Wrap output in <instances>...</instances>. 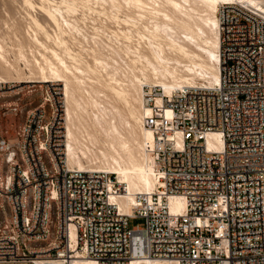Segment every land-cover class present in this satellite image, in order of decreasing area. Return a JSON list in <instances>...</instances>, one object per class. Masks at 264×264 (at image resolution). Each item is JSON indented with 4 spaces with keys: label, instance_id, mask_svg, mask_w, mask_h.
Returning a JSON list of instances; mask_svg holds the SVG:
<instances>
[{
    "label": "built area",
    "instance_id": "obj_1",
    "mask_svg": "<svg viewBox=\"0 0 264 264\" xmlns=\"http://www.w3.org/2000/svg\"><path fill=\"white\" fill-rule=\"evenodd\" d=\"M217 12L220 83L144 86L156 187L135 194L132 212L115 200L125 185L114 173L70 165L57 105L31 109L14 138L0 129V262L264 264V10L233 1Z\"/></svg>",
    "mask_w": 264,
    "mask_h": 264
},
{
    "label": "bare ground",
    "instance_id": "obj_2",
    "mask_svg": "<svg viewBox=\"0 0 264 264\" xmlns=\"http://www.w3.org/2000/svg\"><path fill=\"white\" fill-rule=\"evenodd\" d=\"M24 1L31 8H40L43 11L47 22L55 25L56 44L64 46L65 51L75 61H81L80 64L70 63L58 49L52 47L51 52L54 59L45 56L44 63L38 59L35 64L42 74V79L39 77L41 80L38 81L53 82V84L64 82V94L68 102L75 103V105L70 103L67 105L65 149L67 160L71 166L81 169L108 168V172L116 174L118 181L125 185V191L116 196L115 200L125 212H132L136 193L152 192L156 187L154 159L147 151V148L153 143L154 132L151 128L143 125L144 117L151 113L150 107L146 105L144 85H158L166 93L171 94L184 86L197 84L200 78L210 84L220 83L222 55L221 23L217 12L219 5L244 1L264 10V0H102L111 2L115 6L126 1L131 9L132 7L137 9V20L146 23L138 28L139 37L144 39V44L139 42L140 44L136 46L128 44L125 47V53L128 54V65H125L131 75L123 74V76L125 75L123 77L119 75L121 73L119 67L116 66L120 63L117 62L116 65H113L109 61L110 57L114 61L116 60L115 57H112L114 53V56L116 54L118 56L120 53L117 49L112 48V45L109 47L110 51L108 46L106 47L109 44L103 46L108 50L105 52L106 54L103 52L105 49L102 44L100 48H98L99 46L95 48V46L90 51L95 65L91 64L82 52H75L70 48L69 38L67 39L66 36L71 35L73 38L75 34L73 32L80 31V29L75 22L77 20H73L68 14L74 10L75 4L80 0H63L61 4L54 0ZM32 21L34 23L32 26L34 27L32 29L33 39L46 45V42L44 43L38 34V30H43L48 37L51 36L44 20L33 15ZM128 28L127 31L124 29L123 33L126 37L131 38L132 31ZM84 50L88 49L84 48ZM0 66L6 73L13 71L20 73V68L6 57L2 44H0ZM95 67L97 70L101 68L102 75L106 79L104 85L111 90L110 94L112 93L114 98L123 101L125 104L123 107L115 104L103 105V103L97 105L98 99L93 98L96 94L95 88L87 81V78L92 77L89 72ZM7 78L5 75L0 76V90L3 89L2 86L5 83H9ZM26 82L32 83L37 80H20L17 86ZM81 91L89 93L88 95H91L93 99L91 100L92 104L94 102L96 105L84 104L87 99L84 101L82 93H79ZM104 95L106 94L104 93ZM59 124L61 131L58 141L60 145H63L65 140L63 139L61 121ZM216 136L215 133L211 134L212 138ZM209 141L212 143L211 139ZM99 153L104 157L102 163L92 165L90 163L92 157L90 160L87 159L88 164L84 161L85 157L90 158L89 154L98 155ZM184 205L185 202L181 196L175 195L170 198L172 211L181 213ZM39 264H63V261L59 259L45 260L40 261ZM69 264L98 263L93 258L78 255ZM132 264L173 263L166 259H135Z\"/></svg>",
    "mask_w": 264,
    "mask_h": 264
},
{
    "label": "rangeland",
    "instance_id": "obj_3",
    "mask_svg": "<svg viewBox=\"0 0 264 264\" xmlns=\"http://www.w3.org/2000/svg\"><path fill=\"white\" fill-rule=\"evenodd\" d=\"M54 1L61 4L63 0H54ZM122 2H121L122 4L119 3L120 5L118 4L115 6L112 5L111 2L110 3L108 1L104 2L102 0L78 1L77 4H75L74 10L70 11L68 15L73 20H77L75 22L78 25L80 31L76 30L75 32H73V34L75 33L74 34L75 39L74 37L72 38L71 35L66 36L67 39L69 38L68 42L70 48L75 52H79V53L82 52L83 55L86 56L87 60H89V62L93 65H95V62L91 56L92 53L90 51H92V49L95 46H96L95 48H97L98 46H99L98 48H100L101 44L102 47L106 44H109L106 45V47L108 46L107 48L110 51L109 47L112 45V48L117 49L118 52L120 51L119 53L120 55L118 54L117 56L116 54V56H114L115 55L114 53L112 57H115L116 60L114 61L110 57L109 61L113 65H116L115 63L117 62L120 63L119 64L120 66L118 64L116 65L119 67L120 70L119 72L121 73L119 74L120 76H123V74L131 75L127 67L128 54L125 53L126 52L125 47H127L128 44L131 46H136L140 44L139 42L144 44L145 42L144 39H141V37H139L138 28H141L142 25L146 24L143 21L137 20L138 12L136 11L137 9L135 7H132L131 9V7H129L130 5L126 1H122ZM62 6L65 7V5L63 4ZM33 15H37L40 19L44 20L43 22L45 23L46 28L48 27L47 29L51 34L50 37H48L43 30H38L39 37L41 38V40L43 39L44 43L46 42V45L45 44L42 45L33 39L32 36L33 33L32 29L34 28L32 27L34 25L32 21ZM44 16L45 15L43 14V11H41L40 8H31L29 5L25 3L24 0H0V44H2L4 47L6 57L16 66H18V68H20V73L13 71L11 72L12 73L11 74V73H6L4 71V68L0 66V74H1L0 76L5 75L6 77H8L7 79L9 80V83L7 84L5 83L2 86L3 89L0 90V129L4 134L10 136L11 138H14L17 127L26 120L27 114L31 109H34L38 105H57L58 119L59 121H61L63 126V133H64L63 139L65 140L63 146L66 149L67 105H69L70 102H68L67 97L64 94L65 93L64 82H57L53 84V82L38 81L42 79L41 77L42 74L41 72H39L38 67L35 66V64L38 59H40V61L44 63L43 59L45 56L54 59L52 58L53 57L51 52L52 47L58 49L59 52L63 54L65 59H67L68 62L70 63L80 64L79 62L81 61L79 62L75 61L65 51L64 46H59L56 44L54 38V36L56 35L55 25L53 23L51 24L47 22V19ZM127 28L128 30L132 31L131 32L132 34L130 33L132 36L131 38L126 37L125 33H123V31L124 32L125 30L127 31ZM104 47L103 49H105ZM84 48L88 50H84ZM103 52L104 53L108 52V50L105 49L103 50ZM102 74L103 71L101 70V68H98L97 70V67H95L94 70L89 72V75L92 76L93 78L92 77H90V79L87 78L88 83H91L90 85H92L95 88L96 94L93 92V95L95 94L94 95L95 97L93 98L96 100L98 99L97 101L101 103L99 104L97 102L98 103L97 105H102L103 103V105L115 104L123 107V105H125L123 101L114 98L113 94L112 93L110 94L111 90L104 85V83H106V79ZM30 79H35L37 80V82H32V83L26 82L23 83V85L17 86L18 81L20 80L27 81ZM198 81H199L198 83H203V82L207 83L206 81H204V79L201 78ZM145 85H153V84H145ZM79 93H82L81 95H83L84 101L87 99L85 101L86 103L84 104L86 105L95 104L94 102L92 104L91 100L93 99L91 98V95H88L89 93L87 94L86 91L85 93H83V91ZM104 93L106 95H104ZM96 95L99 97H97ZM109 100H111V102H109ZM70 104L75 105L74 102H71ZM10 105H21V107L20 110L17 113H15L10 110ZM89 155L90 158L85 157L86 160L84 158V161H86L87 164L89 162L88 160H90L91 157H92L91 159L92 161L90 163L92 165L100 164L104 160V157L101 156L100 153L98 155L95 154H89ZM96 169H101L105 171L108 170V168H96ZM143 221L144 220L142 218L134 217L130 219V225L134 227L138 224L139 225L142 224ZM0 264H32V263L27 261H20V262H0Z\"/></svg>",
    "mask_w": 264,
    "mask_h": 264
}]
</instances>
